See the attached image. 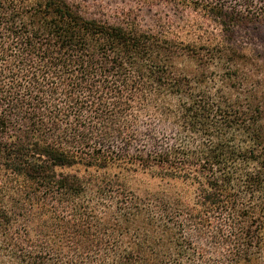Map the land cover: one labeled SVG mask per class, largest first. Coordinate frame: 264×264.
Returning <instances> with one entry per match:
<instances>
[{"label":"trees","instance_id":"trees-1","mask_svg":"<svg viewBox=\"0 0 264 264\" xmlns=\"http://www.w3.org/2000/svg\"><path fill=\"white\" fill-rule=\"evenodd\" d=\"M263 31L264 0H0V264H264Z\"/></svg>","mask_w":264,"mask_h":264},{"label":"rangeland","instance_id":"rangeland-1","mask_svg":"<svg viewBox=\"0 0 264 264\" xmlns=\"http://www.w3.org/2000/svg\"><path fill=\"white\" fill-rule=\"evenodd\" d=\"M254 37L256 38V45L258 48L261 50H264V31L260 33H253ZM129 183L132 184L134 189L136 190H144L146 187H152L154 183L150 180L145 175L142 174H135L133 176H129Z\"/></svg>","mask_w":264,"mask_h":264}]
</instances>
